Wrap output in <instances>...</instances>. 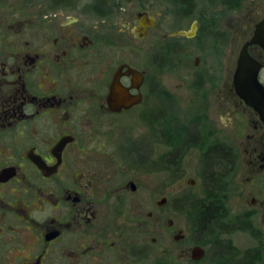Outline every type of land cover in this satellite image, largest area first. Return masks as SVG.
Returning a JSON list of instances; mask_svg holds the SVG:
<instances>
[{"label": "flooded vegetation", "instance_id": "1", "mask_svg": "<svg viewBox=\"0 0 264 264\" xmlns=\"http://www.w3.org/2000/svg\"><path fill=\"white\" fill-rule=\"evenodd\" d=\"M63 1L31 12L0 47V264H174L170 233L175 264H264V124L234 86L248 42L264 86V48L250 43L256 31L260 37L264 12L249 11L234 61L232 18L222 24L221 15L243 0H211L224 9L216 4L204 26L192 18L194 0L187 14L167 10L177 21L192 19L161 34L162 11L134 10L135 3L124 10L108 0L99 15L84 8L95 23L63 13ZM140 51L146 68L134 63ZM126 67L142 78L132 80ZM181 67L188 72L179 87L190 94L184 106L159 79ZM118 70L127 96L112 102ZM129 113L147 129L120 141L116 130ZM191 148L198 174L185 176L181 163Z\"/></svg>", "mask_w": 264, "mask_h": 264}, {"label": "rangeland", "instance_id": "2", "mask_svg": "<svg viewBox=\"0 0 264 264\" xmlns=\"http://www.w3.org/2000/svg\"><path fill=\"white\" fill-rule=\"evenodd\" d=\"M50 1L51 0H0V47L2 45V41L5 40L8 36L17 34L16 30L20 26V22L23 19L29 17L31 15V12L36 11L37 9H42L43 7H41V5H45V7H47L46 4H49ZM91 1L92 0H66V1H63V3H59L58 5H60L59 8H62V10L64 11L63 13H73V14H78V15L88 14L95 19V23H96L98 21V17L84 10L85 5H87ZM111 2H113V0ZM117 2L121 3L120 5L122 6L124 10H128L129 5L131 3H135L134 10H138L144 6L154 15L162 11V14L157 16L158 23L156 27L157 28L156 30L159 31L160 34L176 29L177 27H188L191 19L195 18L198 15H199V19L201 20V22L199 21L200 22L199 25L202 24V26H204L207 22L208 16L210 15L208 13L212 11L214 8L218 9L219 7L217 8V6L221 4L218 2L214 4V2L212 1L214 5L211 6V0H194V11L192 14L193 17L191 19H184V20L177 21L175 17L173 16L174 14L169 13L167 11V10H170V11L173 10L172 5H170L169 3H165V1H162V0H119ZM216 4L217 6H215ZM220 6H222L221 8L224 9L223 4ZM165 11H167V13ZM249 11H252V14L264 12V0H243L241 6H239V9H236L231 14L225 13L221 15V19L223 21L222 24L226 23L227 17L232 18L230 23L232 25V32H233L232 52H233L234 61H235V58H236V55H237V52L240 46V43L239 41H237V39L239 36H241L240 32L242 31V29L247 26L248 22L251 19V15L249 14ZM228 23H229V20L227 21V24ZM150 40L151 38H147L143 40L141 42L143 47H144V44H146V42H150ZM185 45L193 48L194 41L192 42L188 41ZM143 52L144 51H140L139 52L140 54L137 53L138 54L137 58L141 57L143 60L141 59L142 60L141 61L137 59L136 61H134V63L137 66L146 68L145 65L147 61H144L145 56ZM191 52L192 54L190 55V58L192 59L195 53L193 50ZM191 63L192 61H189L188 67L190 69H192ZM155 69L156 68L154 67L152 71L153 75H155V71H156ZM170 71L171 72L169 74H165V77L163 78L159 75V79L165 82V84L169 87V89H171L174 95H178L180 93L182 98L184 97L186 98V96H189L190 94H189L188 88L184 87L180 89L179 87V84L183 81L181 76L187 73L188 69L181 67L179 70L175 69V70H170ZM261 76H262L261 79L264 82V72L262 73ZM190 82L191 80L189 78V81H187V83H190ZM216 97H218V94ZM185 98L182 100L183 103H180V105L182 106L185 105V102L187 101L185 100ZM159 102L160 101L158 99L156 100V98L154 97L153 106L159 105ZM167 105L174 106L175 104L171 103ZM212 105L215 107L217 111V108H219L218 101L214 100ZM231 108H232L231 115L233 116V118L234 117L236 118L238 117V115L241 114L240 113L241 111L239 109L240 107H238L234 103V99H233ZM218 113L222 116L220 118L224 123H228L230 121V118H229L230 116L226 117L224 115V109H221V111L218 110ZM93 114L98 116V114L96 113H92V115ZM120 120H121L120 122L121 129L116 130V133H117L116 135L120 139V141L125 138L126 139L127 138L128 139L129 138L139 139L143 137L147 127H144V125H142V123L144 122H142L141 118L140 117L138 118L136 114L129 113L125 117H121ZM248 121L249 120H246V119L244 121L245 125H247L246 126L247 132H249V129L251 128L249 126ZM243 141H246L244 137L240 139V142H243ZM239 151L240 152L242 151L241 146H240ZM187 153L188 154L183 159V163H181V169L184 171L185 176L186 175L196 176L198 174L197 172L198 171L197 169L198 161H197V156H196L197 151L196 149L191 148ZM175 180L177 179H175V176L172 175L170 171L169 185L170 186L173 185ZM263 181H264V177H263ZM174 196L176 195L170 194L171 199ZM260 199L264 200V189L260 190ZM174 220L176 221V217L174 218ZM168 250H169L170 263H174V264L177 263L178 262V259H177L178 246L176 242L173 241L171 233L169 234V237H168ZM201 264H206V263L205 261H202Z\"/></svg>", "mask_w": 264, "mask_h": 264}, {"label": "water", "instance_id": "3", "mask_svg": "<svg viewBox=\"0 0 264 264\" xmlns=\"http://www.w3.org/2000/svg\"><path fill=\"white\" fill-rule=\"evenodd\" d=\"M150 23L153 24V18L149 17ZM264 21L260 22V37L258 31H256L254 37L251 39L250 43H258L264 48V31H262V24ZM174 35H192L191 33L178 31L173 33ZM245 43L238 53L236 69L234 71V86L237 94L240 98L250 107H252L260 116L264 124V86L258 80V70L259 64L254 60L247 51V45ZM121 69V68H120ZM120 70L115 74L111 86L109 100L116 101L118 99L123 100L127 95L126 88H124L119 82ZM125 74L131 75L132 80H140L142 78L141 72L133 69L131 67H126ZM135 98H133L134 102ZM137 100V99H136ZM122 106H129L128 104H123ZM198 257L202 256L201 249H198Z\"/></svg>", "mask_w": 264, "mask_h": 264}, {"label": "trees", "instance_id": "4", "mask_svg": "<svg viewBox=\"0 0 264 264\" xmlns=\"http://www.w3.org/2000/svg\"><path fill=\"white\" fill-rule=\"evenodd\" d=\"M107 1L108 0H93L87 5H85V8L87 7L88 8L86 9L87 11L99 15L102 12H105L103 11V9L107 11V6H106V4L108 3ZM163 1H167L170 5H172L173 10L175 11L184 10L185 14H187V12L189 11L188 9L191 8L190 4L192 2V0H163Z\"/></svg>", "mask_w": 264, "mask_h": 264}]
</instances>
